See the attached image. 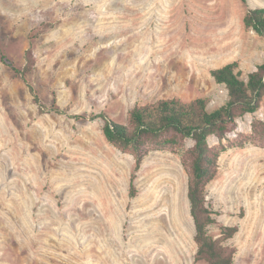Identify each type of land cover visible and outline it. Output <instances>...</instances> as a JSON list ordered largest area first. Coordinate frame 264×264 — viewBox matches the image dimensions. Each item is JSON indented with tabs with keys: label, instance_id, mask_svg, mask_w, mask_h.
<instances>
[{
	"label": "rangeland",
	"instance_id": "rangeland-1",
	"mask_svg": "<svg viewBox=\"0 0 264 264\" xmlns=\"http://www.w3.org/2000/svg\"><path fill=\"white\" fill-rule=\"evenodd\" d=\"M250 7L264 0H0V52L20 68L34 56L27 81L0 57V264H207L182 161L193 140L151 150L132 195L135 157L97 115L125 123L165 97L225 103L211 70L238 60L247 79L264 61V37L243 21ZM28 83L65 113L41 112ZM255 119L264 102L227 138L252 133ZM206 197L213 237L238 228L224 241L233 264H264V146L223 151Z\"/></svg>",
	"mask_w": 264,
	"mask_h": 264
},
{
	"label": "trees",
	"instance_id": "trees-1",
	"mask_svg": "<svg viewBox=\"0 0 264 264\" xmlns=\"http://www.w3.org/2000/svg\"><path fill=\"white\" fill-rule=\"evenodd\" d=\"M243 21L247 28L264 37V7L248 8ZM0 57L27 81L34 65L31 48L26 51L27 64L23 68L16 66L3 52H0ZM211 74L216 82L225 84L229 96L225 103L215 109H209L207 97L191 100L165 97L136 105L129 111L125 123L114 120L104 112L97 116L104 121L102 130L106 139L120 150L131 152L135 157V171L131 176L132 195L136 194L137 172L151 150L177 151L188 139L193 140V145L185 150L182 161L188 173V198L197 244L196 260L205 261L207 264H233L235 249L224 241L233 237L238 228L223 226L221 239L210 234L209 227L217 219L216 212L208 203L206 188L218 173L223 151L248 142L264 146V121L261 119L253 121L252 133L242 134L234 140L227 138L238 127L240 117L255 113L264 102V61L248 73L247 79L242 77L238 60L212 69ZM28 85L41 112L65 113L66 110L56 101L50 107L44 104L36 88L30 83ZM73 117L87 118V115L75 114ZM211 135L218 137L219 143L212 145L209 141ZM225 138L228 142H224Z\"/></svg>",
	"mask_w": 264,
	"mask_h": 264
}]
</instances>
